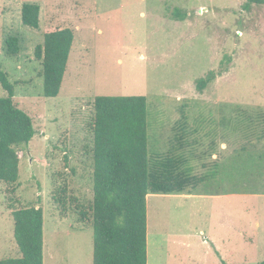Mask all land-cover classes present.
<instances>
[{
    "label": "rangeland",
    "instance_id": "rangeland-1",
    "mask_svg": "<svg viewBox=\"0 0 264 264\" xmlns=\"http://www.w3.org/2000/svg\"><path fill=\"white\" fill-rule=\"evenodd\" d=\"M16 1L0 0V71L15 84L14 104L35 133L16 148L17 181L0 183V260L19 257L11 212L35 206L43 210V264H93L90 218L76 214L93 199V101L145 96L149 154H166L181 140L191 174L205 178L182 195L147 198L148 240L156 237L147 264L264 261V5ZM26 1L40 7L37 30L21 24ZM64 28L74 34L67 69L59 95L46 98L34 50L44 34ZM10 36L19 40L16 56L7 55ZM210 72L223 73L199 92L197 80Z\"/></svg>",
    "mask_w": 264,
    "mask_h": 264
},
{
    "label": "trees",
    "instance_id": "trees-1",
    "mask_svg": "<svg viewBox=\"0 0 264 264\" xmlns=\"http://www.w3.org/2000/svg\"><path fill=\"white\" fill-rule=\"evenodd\" d=\"M27 2L21 7V24L37 30L40 7ZM253 5H264V0H246L243 8L249 10ZM174 15L181 17L180 12ZM73 40L69 28L56 29L44 34L42 44L35 47L46 98L60 93ZM6 47L8 56L18 55V38L8 37ZM222 73L210 72L197 80V90L202 92ZM0 86L6 92L0 99V183L14 184L19 169L16 148L27 145L35 131L30 116L14 104L15 84L3 71ZM147 114L145 96L94 98L93 199L88 207L76 206L81 221L90 218L92 224L93 264H147V196L182 194L188 185H200L205 179L191 174L182 142L176 144L181 140L170 145L166 154H149ZM260 139L264 142V134ZM56 200L64 207V199ZM11 216L19 257L2 259L0 264H43V210L31 206L13 210Z\"/></svg>",
    "mask_w": 264,
    "mask_h": 264
},
{
    "label": "crops",
    "instance_id": "crops-1",
    "mask_svg": "<svg viewBox=\"0 0 264 264\" xmlns=\"http://www.w3.org/2000/svg\"><path fill=\"white\" fill-rule=\"evenodd\" d=\"M15 2H17L16 0H15ZM24 3V2H23ZM22 2H21V5H19V10H20V8L22 7V4H23ZM20 16H21V13H20ZM177 195H182V194H177ZM208 195H211V194H207V195H205V196H208ZM213 195H216V196H214L215 197V199H218L219 198V196H217V195H219V194H213ZM153 195L152 194H150V195H148L147 196V198L149 199V198H151ZM187 196H193L192 195V193L191 194H189V195H187ZM197 197H202V196H204V195H196ZM147 206V205H146ZM219 220L220 219H218V224H219V228L220 229H222V230H224V226H225V224H224V222H219ZM213 231V230H212ZM212 231H208V236H210L209 238V240L211 241V244L212 245H215V243L217 242V241H215V240H217V239H215V238H217V236H215V234H213V232ZM220 233H221V231H220ZM221 235H222V239H219V237H218V240H220V242H222L223 244L225 243V241L224 240H226L227 239V237H226V235L225 234H222L221 233ZM227 235H229V234H227ZM207 238V237H206ZM247 240H251V238H246ZM155 242H156V237L153 235L152 236V238H151V240H148V232H147V262H148V251H149V257H150V248H152V249H154V246H156L155 245ZM204 243H206V241L204 240ZM252 246H253V244H251ZM255 246H257L256 244H254ZM228 247H230L229 245H228ZM216 248V250L218 249V247H215ZM222 257H224V255H221ZM221 257V258H222Z\"/></svg>",
    "mask_w": 264,
    "mask_h": 264
}]
</instances>
